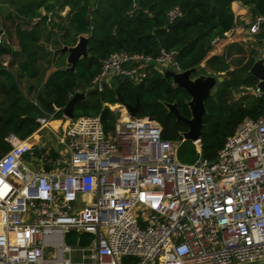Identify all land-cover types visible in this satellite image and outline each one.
Segmentation results:
<instances>
[{"label": "built area", "instance_id": "2783aa9c", "mask_svg": "<svg viewBox=\"0 0 264 264\" xmlns=\"http://www.w3.org/2000/svg\"><path fill=\"white\" fill-rule=\"evenodd\" d=\"M180 15L178 6L169 13L172 20ZM239 19L251 38L244 41L264 38V13L252 14L250 7ZM238 24L237 18L213 46L233 38ZM4 40L10 42L0 26ZM153 59L184 70L175 51L163 48L153 58L122 50L102 59L92 88L103 90L119 75L139 82L140 69ZM107 104L117 114L110 131L98 115L39 118L36 132L55 133L60 151L30 142L32 135L7 137L12 148L0 156V264H127L125 257L137 258L131 264L263 261L264 116L246 117L215 160L200 155L188 163L178 157L184 135L164 139L157 120L133 115L122 101ZM193 142L201 154L200 139ZM83 235L89 241L81 245Z\"/></svg>", "mask_w": 264, "mask_h": 264}, {"label": "trees", "instance_id": "16d2710c", "mask_svg": "<svg viewBox=\"0 0 264 264\" xmlns=\"http://www.w3.org/2000/svg\"><path fill=\"white\" fill-rule=\"evenodd\" d=\"M234 1L250 6L252 14L264 13V0H0V26L10 41L0 43V58L9 56L7 64L0 60V156L12 148L8 136L26 139L40 128L39 118H63L64 108L78 92L85 96L76 101L74 118L98 115L106 131L114 129L117 114L107 103L120 101L119 89L123 103L135 105L139 100L137 115L161 124L164 139L181 140L188 125L166 103H176L180 114L189 118L191 95L157 65L142 67L139 82L119 75L103 90L92 88L103 58L122 50L156 58L164 48L176 52L182 69L198 68L193 76L213 71L223 77L205 98L201 154L191 139L178 148L184 162H195L200 155L215 160L246 117L264 116V87L257 94L234 98L235 91L253 90L259 81L249 70L258 56L257 46L264 43L263 35H258L255 46L238 40L210 55L213 39L223 37L237 22ZM67 6L69 13L63 16L60 12ZM177 6L181 15L172 20L169 13ZM82 34L88 37L89 55L72 70L61 48L75 45ZM22 80L28 81L27 91ZM75 236L73 232L69 241H76ZM87 237L83 235L81 245L89 241ZM125 261L131 264L137 258L125 257Z\"/></svg>", "mask_w": 264, "mask_h": 264}, {"label": "water", "instance_id": "95a60500", "mask_svg": "<svg viewBox=\"0 0 264 264\" xmlns=\"http://www.w3.org/2000/svg\"><path fill=\"white\" fill-rule=\"evenodd\" d=\"M91 8L89 9L88 17H90ZM63 52H68L67 63L70 64L69 68L74 70L77 62L89 55L88 52V37L84 34L79 36L78 42L73 46L65 45L61 48ZM151 65H157V60L153 59L149 62ZM197 68H190L183 72L176 73L174 70L167 69L164 72V76L172 78L173 82L180 87L185 88L191 95L189 106L191 109L192 117H185L178 111L176 103L167 102L166 105L170 111H172L176 117L188 125V130L183 133L186 139L198 140L200 139L201 130L203 127V115L206 111L205 98L212 94L213 88L219 81L223 80V77H216L213 71H209L207 75H200L197 78H192V74L196 72ZM250 74L258 78V83L254 86V89H262L264 87V55L257 57L249 70ZM117 96L122 101V96L119 89H116ZM84 93H76L70 102L64 108V115L68 118L74 117V106L78 99L83 98ZM129 111L133 115L138 114L139 100L135 105H127ZM37 160V157H34ZM45 169L49 170L50 165H45Z\"/></svg>", "mask_w": 264, "mask_h": 264}, {"label": "rangeland", "instance_id": "374dc122", "mask_svg": "<svg viewBox=\"0 0 264 264\" xmlns=\"http://www.w3.org/2000/svg\"><path fill=\"white\" fill-rule=\"evenodd\" d=\"M12 29L10 30V32L12 33ZM14 36V35H13ZM253 46H255V43L257 42V38L255 37V39L251 40ZM224 47L225 45L223 46H218L216 47L218 52H223L224 50ZM258 47V48H257ZM257 50H258V56L262 57L263 54H264V43L257 46ZM216 52V53H218ZM66 55H68V52H66ZM257 56V57H258ZM0 60H2L3 62H7L9 61V56H2L0 58ZM162 67V66H161ZM204 75H207V74H204ZM216 77H218L216 75ZM23 89L25 91H27V88H28V81L27 80H22V83H21ZM252 93H259L257 91H253V90H244V89H240L238 91H235L234 92V98L235 99H238L239 97L243 96V95H248V94H252ZM30 142H35V143H38V144H41V145H44L47 146V147H55L59 150H62L63 149V146L61 144H59V140L56 136L55 133L51 132L49 129H43L41 131H39V133H37L34 137L31 138ZM27 162L30 164L31 167L35 168L36 170H41V167L39 164H37V162H31L29 159H27ZM74 248H76L77 246L76 245H73ZM74 258L75 260H79L80 259V255L77 251L74 252Z\"/></svg>", "mask_w": 264, "mask_h": 264}, {"label": "crops", "instance_id": "0c3cea01", "mask_svg": "<svg viewBox=\"0 0 264 264\" xmlns=\"http://www.w3.org/2000/svg\"><path fill=\"white\" fill-rule=\"evenodd\" d=\"M1 7H2V4L0 3V9H1ZM232 8H233V10H234V13H235V15L237 16V18H238V21H239V24H238V31L236 32V34L234 35V37L233 38H231L230 40H228V41H222V42H220L219 44H216V45H214V47H213V49L210 51V55H213V54H217L216 52H218V50H217V48L216 47H218V46H224V45H226L227 43H229V42H233V41H238V40H240V41H244V40H247V39H251L250 38V35L248 34V32L247 31H245V30H243V29H241V20L239 19L240 17H241V14H244L245 12H247V10L250 8V6H248V5H245V4H243L241 1H234L233 2V4H232ZM69 10H70V7L69 6H67L64 10H62L60 13L63 15V16H66L68 13H69ZM42 12L43 13H45V11H44V9H42ZM51 14V13H50ZM84 35H86V34H84ZM87 36V35H86ZM256 38H257V41L258 40H260V38L258 37V36H256ZM261 40H263L264 41V38L262 37L261 38ZM218 53H220V52H218ZM264 55V54H263ZM258 57H260V56H258ZM4 64H7V62H4ZM157 66L160 68V70H162L163 71V73L165 72V70H167V69H171V68H168V67H161L160 65H158L157 64ZM202 66H204V62L202 63ZM171 70H173V69H171ZM197 70H199L198 68H197ZM196 70V71H197ZM175 71V70H174ZM184 71V70H183ZM182 71V72H183ZM176 72V71H175ZM209 72V71H208ZM176 73H180V72H176ZM200 75H203V74H199V75H197V76H193V74H192V78L194 79V78H197L198 76H200ZM172 79V78H171ZM173 81V80H172ZM174 83V82H173ZM175 84V83H174ZM176 85V84H175ZM216 87V86H215ZM215 87L213 88V90L215 89ZM213 90H212V92H213ZM253 91H254V89H253ZM53 119H55L56 120V118H53ZM54 124H58V122H54ZM37 133H39V132H36L34 135L32 134V137H34ZM34 144H38V143H35V142H33ZM38 145H41V144H38ZM45 145V144H44ZM50 148H52L54 151L56 150V151H60L59 149H57V148H55V147H50ZM250 264H264V260L263 261H259V262H254V263H250Z\"/></svg>", "mask_w": 264, "mask_h": 264}]
</instances>
